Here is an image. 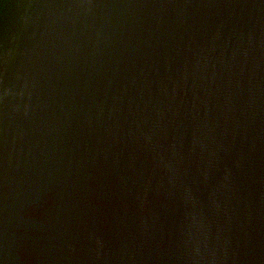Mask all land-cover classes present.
<instances>
[{
    "label": "water",
    "instance_id": "1",
    "mask_svg": "<svg viewBox=\"0 0 264 264\" xmlns=\"http://www.w3.org/2000/svg\"><path fill=\"white\" fill-rule=\"evenodd\" d=\"M0 264H264V0H0Z\"/></svg>",
    "mask_w": 264,
    "mask_h": 264
}]
</instances>
